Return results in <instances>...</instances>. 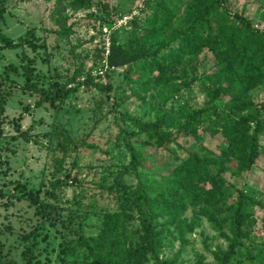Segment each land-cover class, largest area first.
<instances>
[{"label":"trees","instance_id":"obj_1","mask_svg":"<svg viewBox=\"0 0 264 264\" xmlns=\"http://www.w3.org/2000/svg\"><path fill=\"white\" fill-rule=\"evenodd\" d=\"M66 1L54 0L56 15L67 9ZM81 1L89 5V0ZM5 2L0 0V23L7 10ZM233 2L142 0L144 19L134 16L126 22L130 32L123 43L110 34L102 50V69L77 81L82 74L78 70L71 88L37 73L33 60L25 56L24 48L46 50L45 42L39 43L33 29L17 40L0 30V48L20 49L23 55L20 67L9 63L0 73V115L12 93L8 85L36 97L33 107L48 105L56 112L71 93L84 85L105 93L106 99L117 90L111 107L122 125L129 123L119 126L117 136L129 155L128 163L116 170L107 168L108 175L91 184L66 173L64 163L81 147L94 146L85 139L71 137L61 124L51 125L47 136L55 166L52 179L35 190L23 185L14 187L20 193L17 199L27 201L40 220L21 236V264H42L39 245L49 238L44 232L46 225L58 233L56 250H50L57 264H180L179 255L189 243L187 235L199 227L202 219L226 241L224 249L217 247L212 252L214 264H264V202L226 177L249 174L264 157V97L255 101L252 96L264 89V29L253 27L245 5L241 11H233ZM65 19L58 17L56 23L62 26L49 32L61 37L70 35L72 25L66 27ZM207 56L213 61L212 71L200 74L213 78V82L201 88L207 99L204 105L194 109L185 101L174 100L197 81L201 61ZM117 70L120 81L114 86L111 80ZM15 77L22 79L20 86ZM131 100L148 104L153 118L143 121L127 112L126 103ZM101 104L97 102L98 109ZM31 107L25 105L24 112ZM22 119L20 114L11 120L15 134L10 140L29 141V128L22 130L20 126ZM3 136L5 127L0 119V146L5 145ZM178 138L192 139L208 155L186 151L184 158L174 157L176 165L162 173L157 187L150 190L139 172L144 165V148L159 149L169 144L180 147ZM208 142L213 145L209 147ZM128 176H133L136 183H129ZM73 185H93L101 195L107 194L113 208L102 206L96 210L94 204L82 205L79 193L74 202L76 209L61 207L57 191ZM89 215L96 216L100 223L93 227L95 233L87 234L85 220ZM259 220L261 236L255 234ZM172 241L179 242L177 252L171 258H162V249ZM0 264H16L3 255L1 243ZM191 264H203V257Z\"/></svg>","mask_w":264,"mask_h":264},{"label":"rangeland","instance_id":"obj_2","mask_svg":"<svg viewBox=\"0 0 264 264\" xmlns=\"http://www.w3.org/2000/svg\"><path fill=\"white\" fill-rule=\"evenodd\" d=\"M83 7L75 9L74 6ZM6 13L3 22L0 23V30L14 40L22 37L28 29H33L39 43L45 42L46 50L39 49L32 51L24 48L25 56L33 60V66L37 73L43 77H52L67 88L75 86L72 78L78 70L81 75L76 80H82L86 74H95L102 69V50L107 47L110 34L115 35L120 43H123L128 36L130 29L126 22L134 16L143 20L146 15L143 11L142 0H89L86 5L81 0H67L66 10L61 14L54 13V0H6ZM246 6V16L254 28L264 29V0H234L231 5L233 11H241ZM118 14H122L119 18ZM66 18L65 26L72 25V33L67 37H61L49 30H55L62 25L56 23L57 18ZM105 20V24H100ZM45 52V53H44ZM48 55L46 57V55ZM23 55L20 49L8 50L0 48V73L4 67L12 63L17 67L21 65ZM104 58V57H103ZM47 60V61H46ZM213 61L211 57L202 59L198 72V79L188 89L179 93L176 101H185L194 109L201 108L207 100L201 88L211 85L213 78L203 76L202 72L212 71ZM120 70L116 71L111 82L114 86L120 81ZM19 86L22 79L15 77ZM8 87L11 89V96L7 98L4 106V113L0 115L5 127V145L0 146V243L3 255L8 260L21 264L20 252L23 242L21 236L39 223L38 217L34 214L32 207L25 200H19L20 193L14 190L16 185H23L27 188L37 189L45 187L54 173V162L52 154L48 150V133L53 123L61 124L77 140L85 139L94 148L81 147L75 154L65 158L64 169L66 173L76 176L84 184L100 182L101 178L108 175L107 168L116 170L117 166L126 165L129 155L125 148L118 143L119 126L122 122L111 107L112 96L117 90L111 92L110 99L106 94L94 89H87L80 85L76 92L71 93L62 103V108L55 111L48 105L35 108L33 103L36 97L22 93L20 87ZM255 101H261L264 97V89L252 94ZM180 101V102H181ZM97 102H102L98 109ZM30 105L31 110L26 113L23 107ZM125 110L137 116L143 121L153 118L154 112L148 104L139 105L138 101L131 100L126 103ZM23 115L20 122L22 130L29 128V141L19 138L10 140L9 137L15 134L11 120ZM100 117L96 124L95 120ZM125 123L122 126H127ZM129 126V125H128ZM208 138H206L207 140ZM264 142V135L262 137ZM214 142V140H212ZM209 147L213 145L208 142ZM176 146L169 144L167 147L153 149L150 147L141 148L144 153V165L139 169L143 180L150 184V190H154L160 182L161 174L176 165L174 157L184 158L186 151L197 152L205 156L208 151L200 147L190 138H178ZM75 161V167L72 166ZM228 181L237 188L245 190L251 197L264 202V157L258 160L257 165L249 174L239 178L226 176ZM111 180V179H109ZM108 180V181H109ZM127 181L135 184V178L128 176ZM60 206L65 209H76L74 202L79 199L82 205L94 204L98 210L102 206L113 208L112 200L105 193L101 195L93 185L77 187L76 185L62 187L57 191ZM14 195V197H12ZM81 212V211H79ZM65 213V212H64ZM256 216L259 213L256 211ZM190 217V212L186 213ZM99 220L94 215H89L85 220V232L87 234L96 231L93 227L99 225ZM261 222L257 223V236H261ZM44 232L48 233V240L40 242L39 251L42 264L46 260L50 264L54 262L55 253L59 242L58 233L52 227L47 226ZM189 243L179 255L180 264H191L199 256L203 257V264H214L212 252L220 247L226 246V241L219 237L212 230L209 223L202 219L199 227L192 234L187 235ZM179 248L178 241H172L162 249V258H171ZM84 264V263H78Z\"/></svg>","mask_w":264,"mask_h":264}]
</instances>
